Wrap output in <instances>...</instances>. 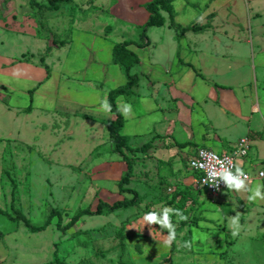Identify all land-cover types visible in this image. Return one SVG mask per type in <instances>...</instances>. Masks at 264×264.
Returning a JSON list of instances; mask_svg holds the SVG:
<instances>
[{
	"label": "crops",
	"instance_id": "0c3cea01",
	"mask_svg": "<svg viewBox=\"0 0 264 264\" xmlns=\"http://www.w3.org/2000/svg\"><path fill=\"white\" fill-rule=\"evenodd\" d=\"M150 1L117 0L110 15L101 12H91L90 15H122L129 24L141 25L140 18L145 16V5ZM239 1L172 0L178 24L186 27L210 23L211 26L200 32H180L171 26L169 14L161 11L165 24L149 28L160 27L162 32L150 38L148 28L147 47H127L140 57V62L131 69V73L139 77L138 85L133 89L138 98L132 104L125 96L119 95L116 106L124 119L121 133L128 138L130 147L140 149L149 143L148 150L157 143L163 146L171 143L184 147L186 153L187 149L198 147L233 153L239 140L248 137L251 141L250 156L237 158V163L255 175L253 181L239 192L227 188L215 195L208 194L197 185L195 173L186 176L184 186L193 189L197 186L204 195L212 196V200L206 203L197 200L193 210L198 218L194 221L195 215L188 217L192 207L180 202L182 197L170 195L168 208L172 214L169 219L175 226L176 239L166 246L167 228L157 231L156 228L161 226L155 224L145 239L140 237L143 230L136 228L137 231L128 235L141 240L139 243L143 247L142 252L137 250L139 246L129 249L135 257L133 264H245L247 257H242L241 250L235 249L239 240L245 239L249 241L251 253L263 252L260 255L264 260V199H248L257 186L264 195V177L256 175L257 171H264V0H244L245 8ZM10 4L15 8L17 3L12 0ZM2 10L6 12V7ZM147 13L145 23L149 19ZM97 20L89 17L81 23L70 24L73 30L71 42L49 55L48 61L42 65L26 62L8 65L6 58L7 76L19 77L16 84L5 77L0 79V83L6 81L3 86L9 91L10 106L23 107L26 117L32 113L37 116L29 126L34 131L30 136L26 134L28 128H23L27 122L23 121L16 127V133L13 130L7 133L9 138L12 134L20 138H38L35 133L41 131L38 127L45 121L43 113H53L64 107L90 111L91 121L82 125L85 136L95 137L98 135L95 129H98L99 133L105 130L107 138H110L108 125L117 118V114L105 112L101 104L104 101L108 103L110 91L128 82L120 65L113 63L114 48L125 41L141 40L122 37L116 43H106L111 34L107 31L112 27L99 30V24H95ZM94 27L98 30L92 31ZM171 29L176 33L172 34ZM9 35L5 18L0 21V72L6 57L2 48L11 44L9 40L12 37L6 39ZM41 40L25 41L37 45ZM49 84L52 89L46 90ZM39 100H47L48 103L42 105ZM125 105L131 106L126 115L122 111ZM36 109L39 115L34 112ZM99 114L109 118L108 125L93 120ZM71 132L76 134V130ZM175 133H181L183 137L178 138L183 139H177ZM113 174L122 176L123 172ZM144 185L129 188L136 190L142 200ZM120 195L114 202L124 199ZM141 200L138 207L121 211L143 209ZM177 211L187 219L180 220L175 215ZM233 219H237L238 224L235 236L232 235ZM146 239L151 241L148 245ZM186 241L191 242V247H184ZM255 262L259 263V260L255 258Z\"/></svg>",
	"mask_w": 264,
	"mask_h": 264
},
{
	"label": "rangeland",
	"instance_id": "374dc122",
	"mask_svg": "<svg viewBox=\"0 0 264 264\" xmlns=\"http://www.w3.org/2000/svg\"><path fill=\"white\" fill-rule=\"evenodd\" d=\"M15 1L16 7L11 8L12 0H0V21L6 18V31L10 34L6 39L12 37L9 40L11 44L2 48V51H6V57L2 54L5 62L1 66L0 79L8 78L14 84L18 83L19 77L7 76L6 58L8 65L46 63L49 55L71 42L72 23H81L89 17L97 18L95 24H99V30L112 27L111 32L107 31L111 34L106 43H116L122 37L140 39L143 24L148 18L146 11L145 16L140 18L141 25L133 26L122 15H90L91 12L110 15L117 0H74L73 3L61 4L54 12L39 9L38 5H31L30 0ZM36 1L42 4L48 2ZM239 4L245 8L244 0L239 1ZM4 7L6 12L2 10ZM95 30L98 27L92 29ZM159 32H162V28L151 27L148 35L155 38V34ZM171 32L176 33L174 29ZM35 38L42 39L41 43L36 45L25 41ZM48 79L49 76L46 77ZM3 83L6 81L0 83V208L9 211L12 186L4 173V169L9 168L19 185V208L32 224L43 226L50 214H54L50 225L36 232L28 230L21 221H11L6 216H0V231L3 233L0 241V264H133L135 257L129 249L139 246L137 250L142 252L143 246L139 243L141 240L134 236L130 238L128 233L143 230L140 237L145 239L155 226L145 223V213L159 214L164 208H168V198L171 195L182 197L183 201L180 202H186L189 208L192 207L188 214L191 218L197 214L193 210L197 200H204L205 203L212 200V196L204 195L197 186L195 189L184 186L186 176L194 174L188 165L193 148L187 149L186 153L184 147L157 143L147 151L127 153L132 159L133 167L137 169L135 171L133 168V175L127 186L139 187L145 184L141 190L144 195L141 200L143 209L103 216H83L67 231H61L57 225L58 220L65 226L78 208L95 210L99 200L114 203L120 193L118 182L122 176L113 173L124 172L125 164L113 151L111 138H107L105 130L99 133L95 129L98 133L95 137L83 134L82 125L89 124L92 119L86 108L64 107L53 113L44 112L45 121L38 127L41 131L35 133L38 138H20L13 134L9 138L7 133L11 130L16 133V127L23 121L27 122L23 128L30 130L27 129L26 132L30 136L34 131L29 126L37 116L32 113L26 117L23 107L10 106L11 97ZM50 84L46 90L52 89ZM39 103L47 105L48 102L39 100ZM38 111L36 109L34 112ZM97 117L93 120L109 124L107 116L99 114ZM26 125L28 126L25 127ZM72 130H76L75 136L72 135ZM181 135L175 133L177 139H183L178 138L183 137ZM190 151L192 152L189 153ZM181 190H184L182 194ZM120 194L122 198L132 196L130 193ZM197 218L198 215H195L194 221ZM156 230L160 231L162 228ZM145 242L148 245L151 241L146 239ZM235 247L236 250H241L242 257H247L245 264H264L260 255L263 252L256 255L251 253L247 239L239 240ZM255 258L259 263L255 262Z\"/></svg>",
	"mask_w": 264,
	"mask_h": 264
},
{
	"label": "trees",
	"instance_id": "16d2710c",
	"mask_svg": "<svg viewBox=\"0 0 264 264\" xmlns=\"http://www.w3.org/2000/svg\"><path fill=\"white\" fill-rule=\"evenodd\" d=\"M71 2L72 0H48V4H38L36 0H31V5H38V7L42 10L45 9L48 11H53L58 9V6L62 3ZM145 8L149 12V19L142 28L140 34L141 42L129 40L116 45L114 48L113 63L120 65L122 71L127 76L128 82L124 86L110 91L108 98V104L111 105V111L117 114V118L110 125H108V131L110 133L111 143L113 147L112 149L127 165L126 170L123 172L122 177L118 182V188L120 193H130L132 196L130 198H124L122 200L116 201L113 204H109L103 200H99V203L95 210H91V208H78L71 221L65 226H62L61 220H58L57 225L63 232L67 231V229L77 224L83 216H102L105 214H111L117 211L126 210L131 207H138L140 204L141 196L136 190L127 186L130 183L133 175V162L131 157H129L127 153L132 151H147L149 143L143 145L140 149H132L130 147V145L128 144V138L121 133L122 127L124 125V119L116 106V97H118L119 95L125 96L127 101L132 104L135 103L138 98L133 89L138 85L139 77L136 74H132L131 69L140 62V57L134 52L130 51L127 47L130 45H137L140 48H145L149 45V39L147 36L148 28L150 26H162L166 22V19L162 15L161 11H165L169 14L171 26L180 32L189 30L200 32L211 26L210 23H207L205 25L194 24L192 26L186 27L181 26L175 21V11L172 5V0H151L150 2L146 3ZM27 109L29 111L30 107ZM4 173L6 174V177L10 179L9 181L12 186L10 191L11 201L9 211L0 208V216H6V218L11 221H21L23 222L24 226L32 232L46 229L50 225L51 220L53 219L52 214L54 213L50 214L43 226L38 227L32 224L29 218L19 208V185L17 183V180H15V177H13L12 172L9 168L4 169ZM2 238L3 233L0 231V241L2 240ZM57 252L58 250L56 248V255Z\"/></svg>",
	"mask_w": 264,
	"mask_h": 264
},
{
	"label": "built area",
	"instance_id": "2783aa9c",
	"mask_svg": "<svg viewBox=\"0 0 264 264\" xmlns=\"http://www.w3.org/2000/svg\"><path fill=\"white\" fill-rule=\"evenodd\" d=\"M250 151L251 141L248 137L239 140L233 153H219L206 147H198L189 156L188 165L196 174L197 185L208 194L215 195L228 188V184L223 175V169H227L235 176V169L239 167L248 176L245 185L253 181L255 175L252 171L243 169L242 166L237 163V158L249 157ZM213 171L221 174L209 179V173ZM256 175L263 178L264 171H257Z\"/></svg>",
	"mask_w": 264,
	"mask_h": 264
},
{
	"label": "clouds",
	"instance_id": "9594fccd",
	"mask_svg": "<svg viewBox=\"0 0 264 264\" xmlns=\"http://www.w3.org/2000/svg\"><path fill=\"white\" fill-rule=\"evenodd\" d=\"M102 109L105 112L111 111V105L107 103V101L102 102L101 104ZM123 114H128L131 111L130 105H125L123 108ZM236 175L233 176L230 171L227 169H223V175L224 178L228 184L229 189H235L237 192L240 191V189L245 187V181L248 179L247 174L239 167L235 169ZM219 172H210L209 173V179L213 176L220 175ZM247 191H250V189H247ZM256 198L264 199V195L261 194L260 187L257 186V188L252 191V195L248 197L249 200H254ZM172 214V210L169 208H164L159 214L156 212H148L145 213L143 216V220L145 223L152 225V224H159L161 228H167L168 229V240L165 241L166 246H170L171 243L176 239V232H175V226L170 221L169 217ZM175 215L179 217L180 220H186L187 217L183 216L180 212H176ZM232 235L235 236L238 234V224L237 219H233L232 221ZM184 247L189 248L191 247V242L186 241L184 243Z\"/></svg>",
	"mask_w": 264,
	"mask_h": 264
}]
</instances>
